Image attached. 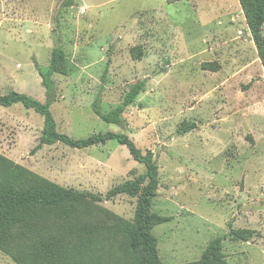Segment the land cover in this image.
Returning <instances> with one entry per match:
<instances>
[{
  "label": "rangeland",
  "instance_id": "obj_1",
  "mask_svg": "<svg viewBox=\"0 0 264 264\" xmlns=\"http://www.w3.org/2000/svg\"><path fill=\"white\" fill-rule=\"evenodd\" d=\"M55 47L65 71L52 75L47 96L34 61L46 71ZM139 80L144 89L119 125L92 111L112 109ZM10 90L48 103L57 132L126 133L152 152L150 210L166 220L151 233L162 264H195L216 237L226 264H264V66L238 0H0V93ZM42 126L32 109L0 106V154L132 222L138 195L105 196L145 166L116 140L36 148ZM104 222L98 214L79 224L95 239ZM231 226L253 234L234 240ZM15 250L0 248V264H25ZM96 250L95 264H124L116 243Z\"/></svg>",
  "mask_w": 264,
  "mask_h": 264
},
{
  "label": "trees",
  "instance_id": "obj_2",
  "mask_svg": "<svg viewBox=\"0 0 264 264\" xmlns=\"http://www.w3.org/2000/svg\"><path fill=\"white\" fill-rule=\"evenodd\" d=\"M245 17L251 40L264 66V0H238ZM65 56L60 47L52 50L49 67L42 71L39 64L34 66L46 88L47 96L52 92L54 81L52 75L64 72ZM145 80L133 83L125 93L122 101L108 111H103L95 104L92 111L107 123L119 125L126 108L133 104L137 95L143 91ZM21 104L43 117V126L39 143L61 142L73 148H86L116 140L126 146L131 157L142 163L146 170L136 179H128L111 188L106 193L109 199L118 194L138 195L134 220L127 221L117 217L103 208L92 205L100 199L89 192L63 187L51 180L41 177L27 168L14 163L0 154V248L13 256H19L15 244L21 251L25 264H95L93 253L99 248H117L123 255L124 264H162L156 244L157 239L151 233L154 224L163 223L166 218L151 212V199L158 185L157 165L150 150L142 152L126 133L106 131L86 138L75 139L65 133L57 132L54 117L48 103L10 90L0 93V106L10 107ZM193 128V124L183 123L182 129ZM104 217L100 227L101 238L91 239L84 234L85 227L79 224L83 216ZM71 221L76 223L75 231L70 229ZM60 229L62 238L54 237L53 230ZM253 231L230 227L227 234L234 240H249ZM70 235L76 239L72 241ZM221 237L209 241L201 257L195 264H226L222 256ZM96 250V251H97Z\"/></svg>",
  "mask_w": 264,
  "mask_h": 264
},
{
  "label": "water",
  "instance_id": "obj_3",
  "mask_svg": "<svg viewBox=\"0 0 264 264\" xmlns=\"http://www.w3.org/2000/svg\"><path fill=\"white\" fill-rule=\"evenodd\" d=\"M248 36H251L249 31H248Z\"/></svg>",
  "mask_w": 264,
  "mask_h": 264
},
{
  "label": "crops",
  "instance_id": "obj_4",
  "mask_svg": "<svg viewBox=\"0 0 264 264\" xmlns=\"http://www.w3.org/2000/svg\"><path fill=\"white\" fill-rule=\"evenodd\" d=\"M16 91V90H15ZM18 92V91H17ZM24 93V92H23Z\"/></svg>",
  "mask_w": 264,
  "mask_h": 264
}]
</instances>
